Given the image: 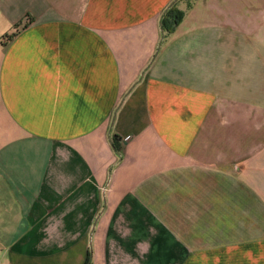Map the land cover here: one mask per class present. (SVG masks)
Masks as SVG:
<instances>
[{"label": "crops", "instance_id": "0c3cea01", "mask_svg": "<svg viewBox=\"0 0 264 264\" xmlns=\"http://www.w3.org/2000/svg\"><path fill=\"white\" fill-rule=\"evenodd\" d=\"M0 264H264V0H0Z\"/></svg>", "mask_w": 264, "mask_h": 264}, {"label": "trees", "instance_id": "16d2710c", "mask_svg": "<svg viewBox=\"0 0 264 264\" xmlns=\"http://www.w3.org/2000/svg\"><path fill=\"white\" fill-rule=\"evenodd\" d=\"M174 2V1H173ZM171 2L163 11L160 18V26L163 33H170L174 27L181 21L182 12L177 10ZM6 37V36H5ZM119 137L117 135L111 136V146L117 156H120V146L118 145Z\"/></svg>", "mask_w": 264, "mask_h": 264}]
</instances>
